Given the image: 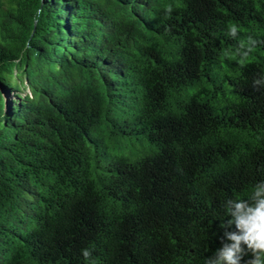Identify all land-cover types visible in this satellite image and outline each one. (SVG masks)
<instances>
[{
	"label": "trees",
	"instance_id": "obj_1",
	"mask_svg": "<svg viewBox=\"0 0 264 264\" xmlns=\"http://www.w3.org/2000/svg\"><path fill=\"white\" fill-rule=\"evenodd\" d=\"M261 181L264 0H0V264H205Z\"/></svg>",
	"mask_w": 264,
	"mask_h": 264
},
{
	"label": "clouds",
	"instance_id": "obj_2",
	"mask_svg": "<svg viewBox=\"0 0 264 264\" xmlns=\"http://www.w3.org/2000/svg\"><path fill=\"white\" fill-rule=\"evenodd\" d=\"M235 35L236 28H231ZM223 207L226 216H230L226 222L221 223L223 236L227 241L221 239L222 247L217 249L213 257L207 258L205 264H241L244 254L242 245H246L252 252V258L244 264H264V181L253 186L247 200L228 199ZM235 226L234 231L228 228ZM85 259L91 256L88 249H83ZM90 264H95L91 261Z\"/></svg>",
	"mask_w": 264,
	"mask_h": 264
},
{
	"label": "rangeland",
	"instance_id": "obj_3",
	"mask_svg": "<svg viewBox=\"0 0 264 264\" xmlns=\"http://www.w3.org/2000/svg\"><path fill=\"white\" fill-rule=\"evenodd\" d=\"M21 96H23L24 94H29V90L27 89V86L25 85V83L23 84V86H22V89L20 90V93H19ZM5 95V99H7V98H11V99H16L15 97H14V94L13 93H10V94H4ZM144 142V141H143ZM129 148H136V149H138V150H141L140 148H141V144H140V141H138L137 139H135V145L134 146H132V145H130L129 146ZM129 148H127V147H125L124 149H120V151H122V152H127V151H129L130 149ZM112 150L113 149H111V151L110 152H112ZM117 150H119V149H117Z\"/></svg>",
	"mask_w": 264,
	"mask_h": 264
}]
</instances>
